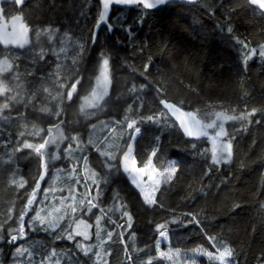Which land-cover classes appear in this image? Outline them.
Instances as JSON below:
<instances>
[{
	"label": "trees",
	"instance_id": "obj_1",
	"mask_svg": "<svg viewBox=\"0 0 264 264\" xmlns=\"http://www.w3.org/2000/svg\"><path fill=\"white\" fill-rule=\"evenodd\" d=\"M97 2L98 0H25L19 9L13 3H5L3 7L5 16L16 10L23 11L33 26L51 22L53 27L58 28L54 40L55 46L59 48L62 34L66 30L78 35L79 28L85 23L91 26ZM207 5L214 6V16L208 13ZM230 8L234 9L231 13L228 12ZM141 9L142 6L112 8L109 21L114 25L113 31L109 34L106 27H100L97 43L89 49V58L85 65L87 71L84 75L87 78L95 74L99 50L105 46L106 40V46L111 49L109 54L113 82L109 95L105 98L104 111L85 121L79 116L74 102L71 105L66 104L61 117L71 122L70 127L65 124L66 134L72 131L82 132L81 135L86 141L88 124H96L100 120L113 117L120 119L124 108L129 104L134 108L141 107L142 115L159 111L162 108L159 100L162 98L176 103L182 102L183 107L189 111H204L209 105H222L224 108L235 106L238 109L264 105V60L255 55L245 65L241 61L240 46L233 39L235 35L240 39L250 40L253 46L264 39V15H260L258 9L248 6L245 0H201L195 4L168 3L153 10ZM226 15L235 29L231 35L217 27V22L223 23ZM141 16L145 17L142 24L139 22ZM85 17L90 19L86 20ZM127 27H131L130 35L124 31ZM117 37L120 38L119 44L116 43ZM41 46L49 50L46 59L33 65V56ZM51 48L52 44L46 37L37 43L33 33L27 48L22 51H8L9 55L17 57L12 70L14 75L19 74L18 81H15L21 85L20 94L24 99L21 102L17 98L18 105L15 103L14 108L5 109L3 112L10 119L0 122V221L8 220V207H13L14 216L19 214V197L23 196V190L18 194L16 187L9 183L18 174L16 164L19 162L20 173L32 172L37 165L35 161H29L35 156L29 149H22L21 154L17 158L15 156V143L20 133L17 123L21 124L22 120L29 124L30 119L37 117V124L41 126L50 119V113L42 110L47 107L51 112L55 111L56 101L47 99L42 92L43 86L52 88L53 85L47 80L39 79L42 72L47 73L55 66ZM4 53L5 50L0 47V55ZM74 54L69 46L67 55L71 57ZM149 56L152 57L151 61ZM146 62L149 63L147 70L143 68ZM141 72L145 73L147 79L140 75ZM30 73L34 75H29ZM133 84L137 86L135 94L128 92ZM140 84L145 87L139 89ZM37 86H41L37 100L30 102L27 97L37 90ZM157 87L162 92L158 93ZM23 105L27 106L23 112L25 116L16 122L14 119L18 112H22L19 108ZM226 127L230 132L236 129L232 162L222 165L218 172L213 170L202 181L208 187L203 192L195 193L192 199L185 200L181 197L186 194V185L193 179L199 183V178L203 175L207 161L199 155V151L209 148L206 138L194 140L185 137L173 120H169L168 126H141L142 131L135 141L138 159L141 156L146 159L154 138L160 136L159 156L154 162L159 164L160 160L166 162L177 159L180 170L171 187L162 185L158 193V203L153 207L144 205L138 190L123 175L103 187L101 207L108 210V206L113 204L115 192L133 215L132 227L125 232L124 239L127 241L131 233L136 234L135 245L139 251H132L133 242L128 241L134 264L146 262L149 255L153 256L152 264H169L163 258L155 256V224L172 215L169 209H173L178 216L189 211L200 214V226L185 224V220L190 218L181 216L175 224L169 225V240L161 241L162 249H180L181 261L193 258L189 250L197 245L215 251L207 241L205 232L208 235H217L220 240L233 247L235 256L230 258L232 264H256L257 256L264 253V215H261L258 203L264 199L261 176L264 173V114H254L246 129H241L238 122H228ZM106 134L104 129L96 138L101 140ZM192 143L198 144L195 156L191 151L184 150L186 145ZM91 149L89 146L88 151ZM98 157L99 153L91 151L89 163L97 171H102ZM229 173L231 176H228ZM223 177L228 179L222 182ZM161 203L163 208L160 207ZM233 204L238 207L233 208ZM97 213L98 208L87 217L93 225L90 236L93 244L97 243L94 226ZM107 214L118 223L121 222V213L113 209ZM103 223L102 231L106 236L107 230L115 225H108L107 218ZM123 223L126 227V218H123ZM8 227H16L14 220L8 221L3 229L5 239L0 241V264H11L12 250L21 243L34 253L37 264L53 249L58 255L51 258V264H55L56 260L60 264H97L94 252L85 256L71 241L55 240L48 232L39 230V227L30 230L26 226L27 236L9 244ZM109 249L111 252L105 257L109 264H129L124 258V245L119 243V229L112 240L105 242L104 252L108 253ZM195 258L198 264H209L207 257L197 255ZM19 261L27 264V254L20 256Z\"/></svg>",
	"mask_w": 264,
	"mask_h": 264
},
{
	"label": "snow or ice",
	"instance_id": "obj_2",
	"mask_svg": "<svg viewBox=\"0 0 264 264\" xmlns=\"http://www.w3.org/2000/svg\"><path fill=\"white\" fill-rule=\"evenodd\" d=\"M18 9L22 7L24 0H11ZM167 0H98L97 10L94 16V22L89 26L85 23L79 28V33L73 34L71 30H66L61 37L60 47L55 46L54 37L58 34V28L53 27L52 23L43 25L37 23L33 26L25 17L23 11L16 10L13 14L5 16L4 10L0 9V45L5 48V53L0 55V95L5 96L4 102L0 103V113L10 108V102L19 100L22 102L24 97L20 94L21 85L19 83L11 84L3 78V75L13 68L17 57L8 54V46L23 49L30 45L32 35L35 34L37 43L46 37L51 42V54L55 57V66L50 68L47 73H41L39 79L41 81H49L55 88V95L48 86L42 87L45 97L55 100V111L51 112L49 108L42 111L50 113L56 123H49L47 129L32 125L31 130L27 133L21 132L17 135V147L14 151L21 149H29L39 160L37 170L29 179L20 176L18 179L13 178L9 181L18 191L23 190V196L19 197L21 206L18 216H14L13 207L7 208L8 220L0 221V241L5 239L3 229L10 220H14L16 227L7 228V241L9 244L22 240L27 236L25 227L28 229H36L48 232L55 240L66 239L75 244L85 256L95 253L97 264H109L105 258L110 252L105 253L103 246L106 241L113 239L114 233L119 229V243L124 245V258L129 264H134L132 256L129 253L128 241H132V251H139L135 245V236L133 232L128 236V240L124 239V234L133 224V215L127 210L126 203H122L118 194L114 192L113 204L108 206V210L100 205V199L103 195V187L107 186L114 179L121 175L138 190L139 196L142 198L144 205L153 207L158 203V193L162 185L171 187L174 184V177L180 170V163L177 159H169L166 162L160 160L159 164L154 161L159 156L161 137L156 136L153 140L151 150L147 152L146 159L141 156L139 159L135 151V141L142 131L141 126L146 124H155L164 126L169 125V120H173L178 125L185 137L194 140H207L210 148L200 149L199 155L207 161L205 164L203 175L199 178V183L195 179L189 181L186 185V194L181 199H192L195 193L203 192L208 186L202 183L203 179L209 176L213 170L217 172L222 165H228L234 158V132L228 130L226 124L228 122H238L241 129H246L251 123L254 114H264V105L248 108L245 106L238 109L233 106L224 108L222 105H209L208 109L201 111L200 109L186 110L183 103H176L162 98L159 104L162 108L159 111L150 112L147 115L141 114V107H133L129 104L123 110L120 119L115 117L108 120H100L99 125H103L107 132L102 140L95 136L97 124H88L89 135L85 141L81 133L72 131L66 134L65 124L71 126L70 121L62 119L63 105H71L80 92V86H84L85 94L79 96V116L87 121L90 117H96L104 111L105 98L109 95V88L112 84V72L110 66L111 49L107 47V41L99 50L98 65L95 69V75H89L87 78L84 73L87 71L85 65L89 58V49L94 47L98 40V32L100 27H106L110 34L114 25L109 21L110 9L114 5H136L142 6V11L154 9L156 6L164 5ZM248 6H255L259 10L260 15H264V0H245ZM239 5H237L238 7ZM207 11L210 15H215L214 6L207 5ZM234 11L230 8L229 13ZM145 17L141 16L139 22L142 24ZM90 19V17H85ZM119 19V17H116ZM226 25V28H225ZM217 27L221 31H227L230 35L234 33V26L229 22V17H224L223 23L217 22ZM129 35L131 27L124 28ZM236 44L240 46L241 61L246 65L249 59L258 55L264 60V39L259 40L253 46L252 41L240 39L233 35ZM116 43H120V38H116ZM69 46L75 53L71 57L67 55ZM48 49L41 46L37 53L34 54L31 63L36 65L46 59ZM151 61L152 57H148ZM70 60V63H69ZM51 63V62H49ZM143 68L149 69V63H144ZM29 75H34L30 73ZM147 79L144 72L140 73ZM19 74L13 76V80L18 81ZM90 85V87L88 86ZM144 84L139 85V89H143ZM41 86H37V90L28 96L29 101H33ZM128 92L135 94L137 86L133 84ZM157 92H162L157 87ZM25 113L18 112L17 117L23 118ZM0 119L7 120V116L0 115ZM46 131V135L44 132ZM25 135L40 138V142H34L32 139L23 138ZM23 138V143L19 140ZM62 143L67 146L63 148V159L67 164V168H53L52 165L61 160L60 153L56 150L61 148ZM49 146L53 149L49 151ZM89 146L99 153L102 171H97L89 163L88 148ZM197 143L186 145L185 151H191L193 155H197ZM243 166V165H242ZM51 172V179L48 186L43 187L42 181L47 178V174ZM64 173V175H61ZM231 176V173L228 174ZM262 176V184H264V173ZM146 177V179H144ZM228 177H223L222 182ZM66 182V183H65ZM58 184L65 185V188H58ZM30 189V190H29ZM42 189L43 195H40ZM67 192V195L64 192ZM260 190H258L259 192ZM261 215H264V199L259 200ZM160 207L164 205L161 203ZM233 208L238 205L233 204ZM99 209V213L95 215V240L96 244L90 242L92 232L90 229L93 225L89 223V214L94 209ZM34 209V213L28 218V214ZM121 213V222L118 223L112 219L107 212L112 210ZM172 215L168 219H164L155 224V256L163 258L169 264H198L197 255L207 257L209 264H232L230 258L235 256L233 247L226 241L220 240L217 235H208L205 237L215 251H209L202 245H197L189 250L193 258L181 261L179 259L181 250L162 249L161 241L169 240V225L175 224L181 219V216L190 219L185 220V224L201 225L199 213L186 212L179 216L175 214L173 209L168 210ZM107 218L108 225H115L111 230H107V235H103L104 223ZM123 218H126L127 226H124ZM66 222V223H62ZM203 232V228H201ZM59 233L58 235L56 233ZM79 238V239H77ZM27 254V264H37L34 259V253L30 251L23 243L16 246L12 250L11 264H21L17 259L18 256ZM58 255L53 249L48 255L43 256L39 264H51V258ZM153 256L149 255L146 262L141 264H152ZM55 264H60L59 260ZM256 264H264V253L257 256Z\"/></svg>",
	"mask_w": 264,
	"mask_h": 264
},
{
	"label": "flooded vegetation",
	"instance_id": "obj_3",
	"mask_svg": "<svg viewBox=\"0 0 264 264\" xmlns=\"http://www.w3.org/2000/svg\"><path fill=\"white\" fill-rule=\"evenodd\" d=\"M5 50V49H4ZM10 50H17V51H22V50H18V49H8V51H10ZM6 51V50H5ZM11 83V82H10ZM51 89V91H52V94L53 95H55V88L52 86V88H50ZM85 88H84V86H80V92H79V95H77L76 97H75V99H74V105H75V108L76 109H79V96L80 95H83L84 93H85V90H84ZM109 90H110V88H109ZM35 100H37V98H35L33 101H35ZM32 101V102H33ZM31 102V101H30ZM16 103H17V105L19 104V102L16 100ZM37 105V104H36ZM55 105H56V103H54V108H55ZM66 105V104H65ZM65 105H63L64 107H65ZM27 106L26 105H23V107L20 109L19 108V110H21L22 112H24V110H25V108H26ZM50 117V119H48V122H46L45 124H43V125H41V127L42 128H44L45 130L47 129V126H48V124L49 123H56V120H54L53 118H52V115H49ZM37 118V117H36ZM36 118L34 117V118H32V119H30V124H36V125H38L37 124V120H36ZM17 122H19V121H17ZM20 124L19 123H17V126H18V128H19V130H20V126H19ZM40 126V125H39ZM77 133H79V131L77 132ZM80 133H82V132H80ZM44 134L46 135L47 133H46V131L44 132ZM107 135V134H106ZM105 135V136H106ZM24 138H28V139H32L34 142H40V138H35V137H30V136H27V135H25L24 136ZM82 138L84 139V136L82 135ZM104 138V137H103ZM102 138V139H103ZM19 143H23V139L21 138L20 140H19ZM67 146L65 143H62V147L60 148V149H58V150H56V151H62L61 152V154H60V156H61V160H59V161H57L55 164H53L52 165V167L53 168H67V164H66V162L64 161V159H63V150H62V148H63V146ZM17 147V141H16V143H15V148ZM21 151H22V149L20 150V151H15V156H16V158L21 154ZM91 151H95L94 149H91V150H89L88 151V155L90 156V153H91ZM32 160H29V161H35V163L37 164L36 165V168L32 171V172H28V173H20L19 171H20V169H19V162H18V165L16 164V166H17V170H18V174L14 177V178H19L20 176H24L25 177V179H29L30 177H31V175L37 170V168H38V163H39V160H38V157L35 155H33L32 156V158H31ZM99 159V158H98ZM100 160V159H99ZM17 161V160H16ZM51 175H52V173L51 172H49L48 174H47V178L44 180V181H42V186L44 187V184L48 181V180H50L51 179ZM61 175H64V174H61ZM30 190V189H29ZM41 192V191H40ZM17 193L18 194H20V191H18L17 190Z\"/></svg>",
	"mask_w": 264,
	"mask_h": 264
},
{
	"label": "rangeland",
	"instance_id": "obj_4",
	"mask_svg": "<svg viewBox=\"0 0 264 264\" xmlns=\"http://www.w3.org/2000/svg\"><path fill=\"white\" fill-rule=\"evenodd\" d=\"M3 55V54H2ZM95 75V74H94ZM93 75V76H94ZM13 76H14V74H13V70L12 69H10L7 73H5L4 75H3V78L5 79V80H7V81H10L11 83H10V85L11 84H15L16 83V81L15 80H13ZM48 83H50L49 81H48ZM47 83V84H48ZM89 87H90V85H89ZM85 94V93H84ZM83 94V95H84ZM5 96H3V95H0V103H2V102H4V100H5ZM79 102H80V100H79ZM16 103V100L15 101H12V102H10V108L9 109H12V108H14V104ZM79 104V103H78ZM4 111V110H3ZM0 115H3V116H7L8 117V119L7 120H5V119H0V122H7V121H9V119H10V116H8L7 114H6V112H2V113H0ZM16 122L17 121H20L21 120V118H19V117H15V119H14ZM97 125H98V127H97V129H96V131H95V136L97 137L103 130H104V126L103 125H99L98 124V122L96 123ZM32 125H33V123L32 124H28L27 122H24V121H22L21 120V124H20V130H19V132L21 133V132H24V133H27L28 131H30L31 130V127H32ZM36 125V124H35ZM37 126H39V125H37ZM39 127H41V126H39ZM88 135H89V132L87 133V136H86V140H87V138H88ZM102 140V139H101ZM61 147H62V145H61ZM64 147H66L65 145L63 146V148ZM63 148H62V150H63ZM209 148H210V145H209ZM52 150H56V149H53V147L52 146H49V151H52ZM62 152V151H61ZM61 152L59 151V153L61 154ZM57 162V161H56ZM55 162V163H56ZM54 163V164H55ZM59 168V167H58ZM62 174H64V173H62ZM49 181V180H48ZM48 181L44 184V187H47L48 186ZM57 187L58 188H65V185H63V184H58L57 185ZM64 194L65 195H67V192H66V190H65V192H64ZM40 195L42 196L43 195V192H42V189H41V192H40ZM34 213V210L32 211V213L31 214H33ZM95 226V225H94ZM90 231H91V229H90ZM79 239V238H78ZM90 239V238H89ZM75 245V244H74ZM79 250V249H78ZM80 251V250H79ZM19 258H20V256H18L17 257V259L19 260Z\"/></svg>",
	"mask_w": 264,
	"mask_h": 264
},
{
	"label": "water",
	"instance_id": "obj_5",
	"mask_svg": "<svg viewBox=\"0 0 264 264\" xmlns=\"http://www.w3.org/2000/svg\"><path fill=\"white\" fill-rule=\"evenodd\" d=\"M25 1V0H24ZM201 0H167V2L165 4H168V3H181V4H195V3H198L200 2ZM5 3H12L11 0H0V9H3L4 10V7H3V4ZM136 5H114L111 7L110 9V14H111V10L112 8H120V9H123V8H127V7H134ZM159 6H162V5H159ZM159 6H156L155 8L159 7ZM255 7V6H254ZM154 8V9H155ZM153 10V9H151ZM31 43V42H30ZM29 45L25 46V48H27ZM0 47L2 49H5L3 45H0ZM18 49V50H23V49H20V48H16V47H13L11 45L8 46V49Z\"/></svg>",
	"mask_w": 264,
	"mask_h": 264
},
{
	"label": "bare ground",
	"instance_id": "obj_6",
	"mask_svg": "<svg viewBox=\"0 0 264 264\" xmlns=\"http://www.w3.org/2000/svg\"><path fill=\"white\" fill-rule=\"evenodd\" d=\"M124 46V45H123ZM85 90V89H84Z\"/></svg>",
	"mask_w": 264,
	"mask_h": 264
}]
</instances>
